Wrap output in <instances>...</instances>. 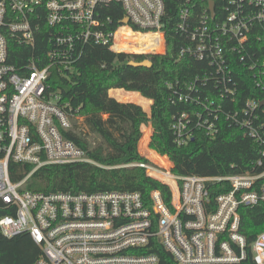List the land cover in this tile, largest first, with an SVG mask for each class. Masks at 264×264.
<instances>
[{
	"label": "built area",
	"instance_id": "1",
	"mask_svg": "<svg viewBox=\"0 0 264 264\" xmlns=\"http://www.w3.org/2000/svg\"><path fill=\"white\" fill-rule=\"evenodd\" d=\"M112 5L122 10L117 23L104 16ZM166 16L163 0H0V202L7 212L0 217V233L6 238L28 234L41 249L33 264H159L154 253L159 249L177 264L246 259L238 210L264 205V0H185L173 26L186 39L177 58L202 64L186 86L189 96H178L192 108L172 125L177 144L193 131L214 137L224 119L257 146L251 171L177 176L172 166L147 158L120 166L143 169L166 188L167 200L159 190L145 199L139 192L27 188L43 167H102L66 138L82 117L79 107L51 89L53 76L67 78L89 44L113 54L164 55ZM42 33L46 50L35 57L31 51ZM12 45L25 49L19 67L9 63ZM245 76L256 95L237 103L239 79ZM10 163L29 170L12 182ZM217 185L223 191L212 195ZM250 250L252 263L264 264V232Z\"/></svg>",
	"mask_w": 264,
	"mask_h": 264
},
{
	"label": "trees",
	"instance_id": "2",
	"mask_svg": "<svg viewBox=\"0 0 264 264\" xmlns=\"http://www.w3.org/2000/svg\"><path fill=\"white\" fill-rule=\"evenodd\" d=\"M167 13L165 29L166 52L164 55H126L113 54L107 48L85 45L75 69L67 78L53 76L51 89L59 91L64 101L73 107H79L81 121H75L72 130L65 136L82 148L87 157L102 167L90 164L65 166H47L36 171L27 188L32 192H103L128 191L139 192L145 199L151 191L159 190L167 200L166 188L147 178L143 169L138 167H120L147 162L137 151L141 138V125H146L148 117L140 106L149 104L142 97L152 101L150 124L153 130L149 148L172 163V173L177 176L196 175L201 177L226 176L251 171L252 164L258 159V148L240 130L221 119L217 134L210 138L202 131H193L192 137L178 145L172 125L180 114L189 111L192 106L178 101L179 94L188 95L189 80L199 74L202 64L187 57L178 59L180 47L186 39L173 31L178 22V7L185 0H163ZM216 2V1H215ZM196 13H201L196 8ZM104 16L112 17L117 23L123 18L118 5L108 6ZM134 43L138 42L132 37ZM132 38H130L132 40ZM46 50L45 33L36 39L33 53L39 57ZM24 48L12 45L9 63L19 67L22 63L20 53ZM30 52V50H28ZM27 51V52H28ZM148 59L149 67H134L129 62L140 63ZM237 76V75H235ZM240 93L237 103L251 97L254 87L248 76L239 79ZM170 86V87H169ZM112 89H122L111 92ZM124 90V91H123ZM134 92L126 93V92ZM210 93V89L201 94ZM216 95V91L212 92ZM116 97V100L114 99ZM229 102V101H228ZM219 103L223 104L222 101ZM234 105V104H231ZM150 129L143 131L139 150L151 161L165 165V158H150L145 150ZM97 139L90 145L89 134ZM189 134V129H188ZM12 182L22 179L28 168L10 163ZM217 185L212 195L222 192ZM239 232L246 239V259L240 264H253L250 246L258 234L264 232V205L240 207ZM5 206L0 202V217L6 215ZM152 253V252H151ZM159 264H177L159 249L154 252ZM41 255V249L30 236L21 233L6 238L0 233V264H33Z\"/></svg>",
	"mask_w": 264,
	"mask_h": 264
},
{
	"label": "rangeland",
	"instance_id": "3",
	"mask_svg": "<svg viewBox=\"0 0 264 264\" xmlns=\"http://www.w3.org/2000/svg\"><path fill=\"white\" fill-rule=\"evenodd\" d=\"M160 54L162 55L161 52H159L158 55H160ZM141 56H150V55H148V53H145L144 55H141ZM145 60H148V59H145ZM117 90H122V89H112V90L109 91V95L111 94V92H113V91H117ZM123 91H124V90H123ZM125 92H126V91H125ZM126 93H128V92H126ZM130 93L133 94L134 92H130ZM134 94L139 95V97H140L142 100H145L146 102H149V104H147V105H145V106H141L140 104L135 103V102H133V101H128V100H127V101H121V103H127V102H129V103H134V104L140 106L141 109L146 113V115H147V117H148V122H147V124H146V125H141V127H140L141 138H140V140H139V142H138V145H137V151H138L139 155L142 156V157H144V158H147V159H148V157H147L146 155H142V154H141V152H140V150H139V146H140V142H141L142 138L144 137V133H143V131L145 132V131H148V130L150 129L151 132H150V134H149V138H148L147 145L145 146V150L148 152V156H149L150 158H152V157L155 158L157 161L165 158V165L168 163L169 166H172V163L168 160V158H167L166 156H161V155L157 154L154 150H152V149L149 148L150 138H151L152 133H153V130H152V127H151V124H150V120H149V118H150V109H151L152 101L149 100V99H146V98L142 97L139 93H134ZM111 95H113V94H111ZM114 99L116 100V97H115ZM86 139H87L88 143H90V145H94V141L97 140V139L95 138V136H94L93 134H91V133L88 135V138H86ZM155 162H156V161H155ZM158 162H159V161H158ZM161 165H162V164H161Z\"/></svg>",
	"mask_w": 264,
	"mask_h": 264
},
{
	"label": "water",
	"instance_id": "4",
	"mask_svg": "<svg viewBox=\"0 0 264 264\" xmlns=\"http://www.w3.org/2000/svg\"><path fill=\"white\" fill-rule=\"evenodd\" d=\"M213 8H214L213 2H210L208 10L212 15H213ZM123 23H126V20H124ZM129 65L134 66V67H149L151 65V63L149 60H144L140 63H135V62L131 61V62H129Z\"/></svg>",
	"mask_w": 264,
	"mask_h": 264
},
{
	"label": "crops",
	"instance_id": "5",
	"mask_svg": "<svg viewBox=\"0 0 264 264\" xmlns=\"http://www.w3.org/2000/svg\"><path fill=\"white\" fill-rule=\"evenodd\" d=\"M128 93H130V92H128ZM127 103H129V102H127Z\"/></svg>",
	"mask_w": 264,
	"mask_h": 264
},
{
	"label": "bare ground",
	"instance_id": "6",
	"mask_svg": "<svg viewBox=\"0 0 264 264\" xmlns=\"http://www.w3.org/2000/svg\"><path fill=\"white\" fill-rule=\"evenodd\" d=\"M123 45V44H122Z\"/></svg>",
	"mask_w": 264,
	"mask_h": 264
}]
</instances>
